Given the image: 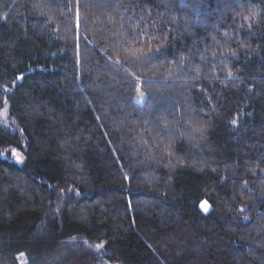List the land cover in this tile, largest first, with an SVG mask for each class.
Masks as SVG:
<instances>
[{
  "label": "trees",
  "instance_id": "1",
  "mask_svg": "<svg viewBox=\"0 0 264 264\" xmlns=\"http://www.w3.org/2000/svg\"><path fill=\"white\" fill-rule=\"evenodd\" d=\"M0 264H264V0H0Z\"/></svg>",
  "mask_w": 264,
  "mask_h": 264
},
{
  "label": "rangeland",
  "instance_id": "2",
  "mask_svg": "<svg viewBox=\"0 0 264 264\" xmlns=\"http://www.w3.org/2000/svg\"><path fill=\"white\" fill-rule=\"evenodd\" d=\"M144 97H145V94H144V92L141 90V89H139L137 92H136V94H135V98H136V100H138L139 102H142L143 100H144ZM4 115L3 116H5V113H3ZM14 154L17 156V158L19 159V155H18V153L17 152H14ZM200 208L202 209V210H207V208H208V203L206 202V200H202L201 201V203H200Z\"/></svg>",
  "mask_w": 264,
  "mask_h": 264
}]
</instances>
